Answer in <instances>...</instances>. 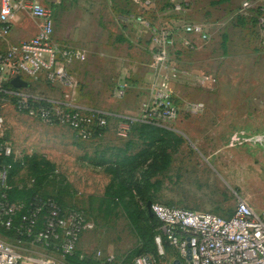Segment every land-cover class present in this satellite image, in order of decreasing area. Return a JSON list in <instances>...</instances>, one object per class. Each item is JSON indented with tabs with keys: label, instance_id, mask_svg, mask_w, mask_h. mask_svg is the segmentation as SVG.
<instances>
[{
	"label": "rangeland",
	"instance_id": "1",
	"mask_svg": "<svg viewBox=\"0 0 264 264\" xmlns=\"http://www.w3.org/2000/svg\"><path fill=\"white\" fill-rule=\"evenodd\" d=\"M187 2L183 20L206 26L210 39L198 40L193 52L176 57L186 74L173 83L180 108L175 122L135 121L126 133L119 131L123 120L140 117L157 78L146 39L123 32L116 16L128 0H63L62 9L92 10L88 32L81 31L79 38L72 34L77 45L72 48L85 55L68 69L77 84L69 89L43 79L27 90L39 101L49 98L86 113H106L110 127L104 139L82 142L67 126L48 125L13 106L4 111L5 137L16 159L10 192L18 199L36 191L54 196L68 209L83 211L94 225L81 238L70 264H95L98 253L114 255L116 264H136L141 257H150L152 264H171L178 253L164 243L161 256L157 227L150 229L145 222L149 201L229 217L244 200L264 219V111L256 113L261 118L254 131L245 117L255 112L240 107L264 103V54L247 42L253 16L238 8L224 9L231 0ZM172 18L161 11L156 21ZM202 75L212 77L213 85L200 86L196 78ZM128 81L139 82L140 90L117 99L119 85ZM194 103L204 104L201 114L189 113ZM246 124L249 130L244 131ZM152 150L156 154L142 168H150L152 177L124 185L117 168ZM0 239L7 241L1 225ZM8 243L20 253L22 264H34L30 260L45 254L34 244Z\"/></svg>",
	"mask_w": 264,
	"mask_h": 264
},
{
	"label": "built area",
	"instance_id": "2",
	"mask_svg": "<svg viewBox=\"0 0 264 264\" xmlns=\"http://www.w3.org/2000/svg\"><path fill=\"white\" fill-rule=\"evenodd\" d=\"M130 0L125 11L116 15L123 32L130 31L133 36L146 39L153 52L152 69L157 78L151 83L148 96L143 102L140 117L125 119L119 124V131L126 133L135 121L144 123H172L180 116L174 81L184 73L176 63L178 45L194 51L195 45L187 36L195 35L202 41L210 39L209 31L203 24L185 23L180 18L188 6L187 0ZM161 5V6H160ZM21 11H27L33 18L42 21L39 33L31 40L0 53V225L10 229L17 213L25 210L23 203H14L9 197V182L14 173L15 153L12 143L5 137L4 111L13 106L19 113L40 120L48 125L67 126L75 132L82 142H92L103 138L108 130L109 118L100 112L65 107L51 101L39 99L27 90L41 77L53 86L73 89L75 79L69 74V66L85 59L79 50L58 49L53 40L54 18L42 0H1L0 35L6 36L11 29L12 20ZM163 11L173 18L169 22H157ZM245 16L257 20L259 37L249 35V43L259 51H264V0L243 4ZM129 36V35H128ZM19 78L26 87L8 88L6 84ZM173 79V80H172ZM202 87L213 85V78L202 75L196 78ZM12 84V83H11ZM140 89L139 82L128 81L119 85L115 96L123 99L131 90ZM204 104L194 103L189 113L200 114ZM43 207L49 208V216L43 227L38 228L39 216ZM154 217L160 222L156 237L158 251L165 255L164 243L173 247L178 255L172 260L180 264H264V219L246 201L241 200L230 218H223L211 212L174 207L161 203L152 204ZM24 228L32 243L45 252L39 264H67L66 258L73 256L82 236L94 228L83 211L64 210L54 201L48 200L34 209H27L23 216ZM189 251V253H188ZM57 255H52V254ZM101 264H115L114 255L94 256ZM20 253L7 241L0 239V264H21ZM136 264H152L150 257L137 259Z\"/></svg>",
	"mask_w": 264,
	"mask_h": 264
},
{
	"label": "crops",
	"instance_id": "3",
	"mask_svg": "<svg viewBox=\"0 0 264 264\" xmlns=\"http://www.w3.org/2000/svg\"><path fill=\"white\" fill-rule=\"evenodd\" d=\"M256 1H259V0H231L230 4H227V2H226V5H224L223 8L224 9L227 8L229 10H231V8H235V9L238 8V10L241 13L242 12L244 13L243 8H242L243 4L245 2H251L254 4V3H256ZM42 2L50 11H51V9L49 8V6H52L54 9V11L53 12L51 11V12H52V15L54 18L53 40H54L55 46L60 50H63V49L78 50V49H73L74 47L72 48V46H77V45H74L75 43L72 41V34L74 33V36L79 38L81 31L88 32L87 27H89V25L91 24L92 10L85 8V7L73 9V10L62 9L60 7V5L63 4V0H42ZM197 8H198V6H197ZM112 12L114 15V10H112ZM78 17H79V19H78ZM180 18L182 19V21H184L183 16H180ZM184 22L186 23V21H184ZM197 24H199V23H197ZM0 25H1V23H0ZM41 25H42V21L33 18L27 11H21V12L17 13L12 20L11 29H10L9 34L6 36L0 35V53L7 51L11 47L18 46L25 41L33 39L39 33ZM123 37L128 39L127 36H123ZM187 37L194 42L195 49H196V43L198 42V40H200L199 37H197L195 35H189ZM65 39H66V41H64ZM247 39H248L247 40V42H248L249 41L248 35H247ZM131 43H132V41H131ZM177 48L180 50V52L176 53L177 57H183L185 54L183 55L182 53H185L186 51H188V50L184 49L181 46V44L178 45ZM252 49L254 50L253 47H252ZM82 50H83V48H82ZM79 51H81V50H79ZM257 53L264 54V51H257ZM176 63H177V66H179L180 63L178 60H176ZM182 73H184V72L182 71ZM184 74H186V73H184ZM41 80H43V77H41L37 83L41 84ZM68 95L69 94L67 93V96ZM49 96H50V94H49ZM47 100L52 101L49 98ZM240 107L242 109L243 108H245V109L249 108L251 111L255 112V114L253 116L245 117L246 120L251 121L250 125L253 126L252 130L255 131L256 127H258L256 123L258 121H260V118H261L256 113H258L259 111H264V103H259L258 105H255L253 107H251V106L247 107L246 104H244ZM94 111H96V110H94ZM96 112H100V113L104 114L101 111H96ZM105 115H106V113H105ZM244 127H247V124L244 125ZM247 130H249V127L245 128L244 131H247ZM106 133H107V131H106ZM106 133L104 134L103 138H101V139L105 138ZM101 139L96 140V141H100ZM34 264H39V263L34 262Z\"/></svg>",
	"mask_w": 264,
	"mask_h": 264
},
{
	"label": "trees",
	"instance_id": "4",
	"mask_svg": "<svg viewBox=\"0 0 264 264\" xmlns=\"http://www.w3.org/2000/svg\"><path fill=\"white\" fill-rule=\"evenodd\" d=\"M165 0H163V4H165ZM128 6L130 4V0H128ZM125 11L121 10V13H124ZM251 20V31H249L247 33V35H255L258 38L259 34L257 30V20L256 18L253 16L250 18ZM248 40V39H247ZM249 43V42H248ZM250 45V43H249ZM252 47V45H251ZM255 52L259 51L257 49H254ZM6 87L8 88H14L13 85L11 84V82H8L6 84ZM41 103L46 104L47 102L42 101ZM156 154V152L149 151L148 153H146L143 158L141 160L138 161H134L132 163L123 165L121 167L117 168V177L119 180L122 181V183L126 186H130L131 183L133 184H138V180L141 179V181H145L148 180L152 177V175L154 174V172H151V169L148 168L145 171H143V167L151 160L153 159L154 155ZM4 163H13V159H4L3 161ZM15 167V164H14ZM140 177L138 178L137 174L140 173ZM9 197L10 200L14 203H23L25 204V210L17 213L14 217V222L12 224V227L10 229H6L4 227H2L5 231V235H6V239L7 242H16L19 244H31L32 243V237H28L25 233L24 228L26 227V224L23 222V216L26 214L27 209H34L37 206H41L44 202L48 201V200H52L54 201L59 207H61L64 210H69L64 204L63 202L54 197V196H49V195H44L41 193L33 192L29 197L27 198H22V199H18L12 192L9 191ZM150 202V201H149ZM148 204V203H147ZM153 204V203H152ZM144 218H145V222L148 223V225H150V229L153 227H157V231L159 233V228L161 226L160 222L155 218V217H150L148 211H147V206L144 210ZM233 215V214H232ZM223 217V218H230L232 217ZM49 216V208L48 207H43L42 212L39 216V225L38 228L43 227L46 218ZM221 217V216H220ZM14 244V243H13ZM72 257V256H71ZM70 257L66 258V262L67 264H70L69 262ZM95 264H101V261L95 259ZM116 264V263H115Z\"/></svg>",
	"mask_w": 264,
	"mask_h": 264
},
{
	"label": "water",
	"instance_id": "5",
	"mask_svg": "<svg viewBox=\"0 0 264 264\" xmlns=\"http://www.w3.org/2000/svg\"><path fill=\"white\" fill-rule=\"evenodd\" d=\"M11 83H12L13 86H15L17 88H22V87H26L27 86V83L24 82V81H21L19 78H16V79L12 80ZM147 211H148L150 217H154V214L152 212V202H148ZM188 253H189V251H188ZM180 263H181V261L179 259H176L173 264H180Z\"/></svg>",
	"mask_w": 264,
	"mask_h": 264
}]
</instances>
